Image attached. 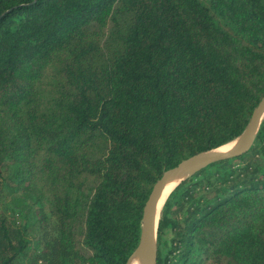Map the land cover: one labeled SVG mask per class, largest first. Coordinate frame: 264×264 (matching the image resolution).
<instances>
[{
    "label": "trees",
    "instance_id": "trees-1",
    "mask_svg": "<svg viewBox=\"0 0 264 264\" xmlns=\"http://www.w3.org/2000/svg\"><path fill=\"white\" fill-rule=\"evenodd\" d=\"M263 96L264 0H0V199L51 220L32 244L0 218V264H125L163 172L234 142ZM170 196L156 264H264V121Z\"/></svg>",
    "mask_w": 264,
    "mask_h": 264
},
{
    "label": "water",
    "instance_id": "water-1",
    "mask_svg": "<svg viewBox=\"0 0 264 264\" xmlns=\"http://www.w3.org/2000/svg\"><path fill=\"white\" fill-rule=\"evenodd\" d=\"M263 113L264 96L253 109L245 129L237 138H235L236 141L231 149H213L197 153L181 160L175 167L163 172L161 178L152 187L143 206L138 241L135 249L132 251L125 264H156V239L159 225L158 220L155 226L156 208L160 195L170 180L180 173L189 171V174L185 177V179H187L191 175H195L213 164L224 160L238 158L246 154L253 147L259 132L258 126Z\"/></svg>",
    "mask_w": 264,
    "mask_h": 264
},
{
    "label": "rangeland",
    "instance_id": "rangeland-1",
    "mask_svg": "<svg viewBox=\"0 0 264 264\" xmlns=\"http://www.w3.org/2000/svg\"><path fill=\"white\" fill-rule=\"evenodd\" d=\"M193 175H191L184 181L192 178ZM200 178H198V180L200 179L199 185L196 187L195 192L193 194H194L195 200L199 202L200 205H204L206 202L212 201V199L214 198L216 194L212 190H216L217 187H219V185L213 183L211 187H205L204 179L202 177ZM184 181H181L180 184L179 183L178 184L181 185ZM178 184L171 190L172 192L168 194L164 202L163 208L160 212L159 222L161 220L165 204L171 200L170 195H172L175 189L179 186ZM21 200L22 199L20 197L19 199L10 197L9 190L6 189L4 191L3 196L0 199V218L10 219L11 221H14V223L18 226H21L25 223L28 224L29 226H31V229H30V232L27 233V236H26L27 240H30L32 244H36V242L39 239V244H40L42 238L44 237V233H47L49 231L48 227L50 226L51 220L50 218H47L45 222L43 223V228H42L40 223H37V220H38L37 217L32 218V215L35 212V207L37 206L36 204L38 202L37 197L31 200L34 204H32L29 201L30 204L32 205L30 208L28 205L22 204ZM170 207H171V213L175 212V210L177 211V207L174 206V202H172V205ZM46 213H47V210H46ZM178 213L179 212L177 211V214ZM182 217H183V214L180 212L177 215V218L181 219ZM169 239H170V233L168 231H166V233L163 235L162 241L159 242L158 237L156 239V247L158 248L160 246L162 250V254H164L168 248V244H166V242L168 243ZM30 250L31 251L28 253L29 255H27V257L22 258L19 264H40L41 261H38L36 263L35 258L40 255L41 251L38 250V248L35 251L33 250V248Z\"/></svg>",
    "mask_w": 264,
    "mask_h": 264
},
{
    "label": "bare ground",
    "instance_id": "bare-ground-1",
    "mask_svg": "<svg viewBox=\"0 0 264 264\" xmlns=\"http://www.w3.org/2000/svg\"><path fill=\"white\" fill-rule=\"evenodd\" d=\"M263 120H264V113H263V116H262V118H261V120H260V122H259V126H258V128H260V125L262 124ZM233 141H234V142H232V143H230V144L224 146L223 148L220 147L221 149L218 148V149H216V150H229V149H231V148L234 146V143H235L236 139L233 140ZM253 145H254V144H253ZM188 174H189V171H187V172H183V173H180V174L176 175L175 177H173L172 180H170V182L168 183V185L165 187V189H164L163 192L161 193L160 198H159V200H158V202H157L156 218H155V226H156V224H157V222H158V220H159L160 212H161V210H162V208H163L164 202H165V200H166L168 194H169L170 192H172L171 190H172V189H173L178 183H180L181 181H183V180L185 179V177H186ZM135 264H137V263H135Z\"/></svg>",
    "mask_w": 264,
    "mask_h": 264
}]
</instances>
